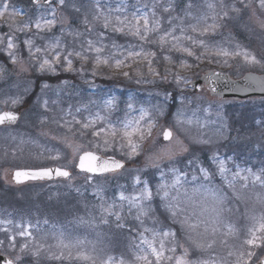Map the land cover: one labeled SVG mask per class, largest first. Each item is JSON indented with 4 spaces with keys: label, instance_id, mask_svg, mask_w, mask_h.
I'll return each instance as SVG.
<instances>
[{
    "label": "rangeland",
    "instance_id": "1",
    "mask_svg": "<svg viewBox=\"0 0 264 264\" xmlns=\"http://www.w3.org/2000/svg\"><path fill=\"white\" fill-rule=\"evenodd\" d=\"M0 1V12L4 13L3 16H0V37H12L15 48L11 51L17 59V63L13 64L11 62V59L7 54L9 50L6 49V39L4 43H0V55L6 56L12 66L11 68H8L6 65H0V69L3 70L0 72V85H5L13 81L16 84L21 83L19 86L28 85L27 87H31L30 90L25 91H16L15 89L16 92H12L11 90L10 94L0 91V95H2L1 97H4L0 111L7 109L17 110L24 105L28 96H32L34 98V105L32 104V106L37 115V118L34 121H31L34 118V115H26L24 120L20 122L19 126L16 127L15 131L13 130L10 135H8V131H1V133H6L5 135L0 133V199L5 198L10 201L17 199L27 200L28 196L26 193L29 190H33V198L40 199L41 202L39 205L45 208L43 211L44 218L38 220L42 225L40 224L38 227L40 230H38L37 238L35 237V234H33L32 227H25L18 223V217L14 208H12L14 219L7 218L6 221H0V226H2L0 240L4 241V245L0 247V252H2V254L6 253L8 256H14V252H17V255H33L36 258H40L39 260L46 259L48 263L54 259L55 262L62 261L65 264H101V262L106 260L109 256L118 259L120 254L123 257L122 252L118 251V247L115 244V233L111 232L108 234L106 230H103L106 223L100 225L92 219L87 220L86 217L88 216L89 211L88 206L86 205L88 202L85 199H81L80 211H76V214L79 212L78 215L80 217L76 232H71L70 230H65L64 232L62 230H57L56 228L62 229V227L58 224L59 221L56 219L52 222L50 221L49 225L45 221L53 214V201L60 199L61 196L63 197V195L59 197V191L61 186H64V183L70 188L74 186H82L83 188H87L88 186L91 187L89 188L90 194L94 200L97 201L96 206L99 208H101V205H103L104 208H107L109 205L113 204L120 207L121 205L119 204L125 203V201L119 199L122 191L116 198L118 200L117 203L119 204L114 202L112 198L108 196V194L111 193V188L115 185L114 183H119L121 181L124 182L125 180L122 179L125 177L127 179L135 178L137 175H141L142 172H152L156 171V169H160L161 173L167 174L172 168H176L180 170V172L183 171V173L187 174L186 176H181L182 186H178L180 189L173 192V196L178 197L182 207L188 208L189 214H191L193 207L196 209L197 214H199L201 208L206 209L204 215L200 217V219L208 221L210 227H212L211 221L215 215L212 209H223L221 213L222 223L220 224V231L223 226L226 227L227 225L234 223L235 229H238L237 234H244L246 239L250 238L249 230L258 228L260 223L264 221V219H262L264 218V190L255 189L252 187V182L249 180L252 176L249 175L248 170L251 169L252 173H254V170L252 168L240 169V175H245L249 178L247 181L241 179L238 183L235 179L232 187L229 186L228 180H232L233 174L229 175L226 172L225 176L227 179L224 177L222 179L220 178L221 175L219 174V171L213 173L209 168H206L210 170L209 173L211 175L209 179H205L202 173L197 177L195 171L188 170V157H190L188 155L194 145L207 143V147L202 148L205 152L210 153L212 157H216L219 154L210 150L212 145L210 146L208 140L211 135L213 142H215V135L219 138V135L221 134V131L216 129L217 121L216 118H213V115L216 114L214 112V109L217 110L216 106L220 107L225 103L220 100H213L207 93L193 95L188 89L190 83L197 79L202 72L199 75L193 73L188 75L181 74L179 76L181 79L179 81L177 80L175 85H170L167 80L157 76L148 78L140 72L136 73L135 76L129 80L117 81L118 86H132L136 91L144 93V95L152 99L146 106H144L147 115L144 120L141 121V125L145 127L147 121L154 123L152 134L142 142L141 148L139 149V155H132L129 157L128 152L130 150L127 147L121 149L119 143L106 148L102 139L92 135L91 128L87 131L94 139L89 138V134L85 136L83 134L79 135L78 133L72 134V130L76 129L79 125L76 124L75 121L86 122L89 120H96V118L91 119V116L95 115V113L100 110V107L103 108L99 98L96 103L95 98H92L93 95L89 96L86 92L87 97L82 96V91L85 90V87H88L93 89L92 91L94 93L98 88H101V82L105 79L109 80L110 77H105L102 66L95 63V52H85L88 56L87 60L80 59L75 55L70 57L72 61L71 69H69L67 62L64 59V55L66 54V51H81V43L85 39L91 37L93 41H97L98 38L96 36V31L101 30L100 26L97 24L96 30L91 34L86 31V26L83 23V20L85 16L91 20L90 15H84L83 17L76 15V0H67L66 7L57 9L56 15L58 23L51 31H41L35 27V22L37 20L43 22V19L52 18L49 7H39L36 9L28 7L27 9H23V7L19 8L18 5L11 3L5 11L2 5L5 2L8 3V1ZM151 1L154 3V0H143L142 2H145L144 4H149ZM172 1L175 3L178 1L179 6H174L173 10L175 11L170 13V15L172 17H180L183 21L181 24V20H174L173 25H180L186 28L185 25L188 24V22L183 19L185 12H182L186 11V8L182 9L184 6L180 7L182 0H170L171 3ZM206 1L210 3L212 0ZM224 2L227 5L235 4L241 9L239 12H230L232 21L228 24L230 28H227L225 31L228 35L232 34V42H228L224 46V49L233 53V55H217V50L208 46L202 47L203 50H206L204 55L208 56L211 62L216 60L215 62L221 66L219 68L222 69V71L231 76L235 75L233 77L237 79L249 72L264 74V10L259 8L257 0H253L251 6L246 9L240 4V0H224ZM113 4H116L113 0H101V6L106 14L111 11L113 17L116 15L121 16V11H116V9H120V7H118L117 4ZM208 10L210 12V18H212L213 10L209 8L203 13L199 12L201 13L199 18L208 15ZM219 11L220 8L217 12ZM159 12L164 17L169 16V13H164L161 10ZM238 16L242 17L244 20L243 24L239 23L240 28L237 26ZM228 20L229 19L226 21ZM26 22L29 24V27L23 28V25ZM163 27L168 28L169 25L165 23ZM62 28L64 31H61ZM238 30H241V33L247 38V41L248 36L251 38V44L242 43V39L235 35V31ZM69 31L83 34L77 38L79 45H75L72 41L71 37L68 35ZM175 34L180 36L181 32L176 30ZM54 37L60 38L62 42L59 49L61 53L60 62L56 63L53 61L51 68L46 66L44 71H40V60L44 58L45 55L47 58L53 59V52L48 51L46 54L41 52L37 54V59H32L29 55V46L25 41L28 39L32 40V51L34 52L36 47L47 49L48 45L53 42ZM184 43L186 44L187 41H184ZM103 44L107 46L104 53H102L104 56L109 45L105 43ZM237 52L240 54L235 55ZM245 52L249 56H255L260 62L253 63L246 61L244 58ZM137 59L139 58H136V60ZM129 61L133 65H137L132 60ZM109 69L111 70V74L128 72L130 70L125 66L118 68L115 64L110 65ZM46 76L59 78L60 83L46 84L47 87L44 86L42 91L40 90L36 92L35 86L37 80ZM119 82H123L124 85L122 83V85L119 84ZM71 87L77 89L75 92L77 94L74 96L69 92V88ZM166 92H168V94H166ZM174 93L178 94V110H176L174 116L168 117L167 115H169V113L166 108L169 106V102ZM12 99H17L18 103L12 104ZM166 100L167 103L165 102ZM5 101L8 102L5 103ZM154 101L157 102L160 107H165V109L150 106L152 103H155ZM45 102H47L46 107ZM250 102L251 101H249V103ZM255 102L262 103L263 111L261 112L263 116L260 120L264 122V101H253V103ZM32 106L30 105L27 111H29ZM204 107H207V109L205 110ZM112 118L114 117L111 115V120ZM67 119H71L73 123H70ZM114 119L115 124L113 126L116 127L119 118L117 117ZM217 120L219 125L223 126L222 114H220ZM64 121L68 123L66 124ZM110 121L107 122L106 119L103 121L97 120L96 128L103 126L107 129L111 124ZM69 128L72 130L69 131ZM165 129H170L174 133V139L170 143H164L162 141ZM249 136L256 137L257 134L256 132H251ZM92 140H95V142L90 144H94V147L88 143V141L93 142ZM185 147L187 148V151H181V149ZM99 148H101L100 152L98 150ZM111 150H116L118 153L123 154L125 157H122L120 160L129 164L126 171L122 174L104 177L102 179L91 177V180L89 181L88 177L90 176L74 172L77 159L82 153L93 152L109 156L108 153L111 152ZM168 150L175 153L171 159H169L167 154ZM242 150H244V148ZM234 155L236 157L241 156L244 160H246L247 157H250V154L242 156L239 153H234ZM230 159L233 160L232 157H230ZM48 160L52 161V163H55L54 165L60 168L71 171L74 177L72 176L69 181L56 182L53 184L30 183L23 186H17L13 183L12 175L15 170L34 169V167L38 168L37 166L39 165H37V163H48ZM235 160L236 162H239V160ZM154 163L159 164V167H154ZM227 169L229 168L227 167ZM193 175L197 177L196 180L192 179ZM182 178L185 179V182ZM218 178H220V181H217ZM245 184H247V187L243 186ZM142 187H140V184L133 182V184L124 189L125 191L126 188H128L129 191L128 196L126 197H131L132 195L137 194ZM197 188L199 191L194 192L193 189ZM75 189L77 190V187H75ZM217 190L227 197L222 205L217 204L213 197V192ZM43 195L46 196V199L42 198ZM51 196L54 198H51ZM112 197H115V195ZM108 198H110V200H107ZM6 205V202L0 200V211L4 210ZM134 212L135 208L132 209L131 213ZM130 214L122 216V221H133L143 232V227H141L140 223ZM150 216L156 218V212L151 213ZM194 216L192 219L196 217ZM109 217L116 218L115 215ZM144 226L153 227L152 220L145 218ZM25 228L32 233L31 237H22L19 235V232ZM202 229L204 230V228ZM52 233L55 234V238H53L54 240L57 236H62L63 238L59 242L51 244V241L46 240L45 237L50 236V234L52 235ZM198 233L203 235H198ZM144 235L151 238L148 233H144ZM9 236L16 237L15 248L9 246ZM197 237L200 240H204V231L197 232ZM207 238L209 239V236ZM180 240L181 243L189 249L190 254V250L194 249L195 245L185 239L183 232L180 234ZM214 240L215 244L213 247L218 243V238ZM140 243L141 237L139 235L138 244ZM23 244H27L28 248L24 252H21L20 249ZM142 247H145L146 249V246L142 245ZM213 247L202 250L206 251L204 255L207 259L210 258V254L215 251V248ZM37 252L38 254L34 255V253ZM180 252H177V255H179ZM81 254L90 256L92 259H84ZM56 257L60 258L57 259ZM192 258H190L189 255V259L193 260ZM25 260L27 259L25 258ZM123 260L125 261V264H134L133 261L130 262L125 259ZM195 260L196 259L193 261ZM257 262L255 264H257Z\"/></svg>",
    "mask_w": 264,
    "mask_h": 264
},
{
    "label": "snow or ice",
    "instance_id": "2",
    "mask_svg": "<svg viewBox=\"0 0 264 264\" xmlns=\"http://www.w3.org/2000/svg\"><path fill=\"white\" fill-rule=\"evenodd\" d=\"M35 3H39L40 0H34ZM46 4L49 6L51 19H43V22L41 20H37L35 22V27L38 30L44 31H51L52 28L55 27V25L58 23L57 19V9L58 8H64L67 6V0H44ZM253 0H240V4L243 6V8H248L251 6ZM258 6L261 10H264V0H257ZM55 5V6H53ZM219 6L220 11H215L216 5L209 3L208 8L213 10L212 15V24H207V16H203L197 19L196 24H191L188 27L191 29L192 32L196 33L199 32L201 36L206 35L209 31H214L217 27L220 26L218 22L226 21L227 19H230V12H239L241 11L240 8H238L235 4L227 5L225 4L224 0H219ZM2 7L6 11L9 7L8 3L5 2ZM74 7V5H73ZM147 8L148 5H145ZM193 7V4L191 0H189V3L187 5L188 9H191ZM157 9H160L164 13H169V16L167 17V24L169 25L168 28L163 27L164 17L160 15L157 11ZM173 10L170 0H154V3L151 7V13H145V14H136L133 13L131 18L128 16L121 17L120 15H116L115 17L112 16L111 11H109L107 14L104 12L100 0H95V13L92 16V19L89 20L87 16L84 17L83 23L86 26V31L91 34L96 30V25L99 24L100 28L102 30L96 31L97 41H93L92 39L88 38L85 39L81 43V51H66V54L64 55V59L67 62L69 69H71L72 61L70 57L75 55L76 57L87 60L88 56L85 54V52H95V63L97 65L104 64L108 65L111 59L115 60L116 67H122L125 66L126 61L132 60L133 62H136V58H140L142 60L147 61L149 72L153 75H158V73L155 72V70L151 67L152 60L156 56V52L151 51L150 49L145 48L146 44H157L161 51L164 49H168L169 51L175 50L180 53H186L188 56L195 55V52L192 50L191 47L187 46L184 41L191 42L192 45H199L201 47H206L204 40H197L195 37L191 35H187V29L180 26V25H173L174 20H181L180 17H172L170 15L171 11ZM75 11L79 12V8H75ZM117 12H120L121 9H116ZM3 12H0V16H3ZM186 16H191L192 13L190 11H186ZM204 20L205 25L200 28L198 25L200 24V21ZM183 21L181 20V24ZM29 27V24L26 22L23 25V28ZM177 27H179V30L181 32L180 36H177L176 30ZM111 30L112 32L121 33L124 35L132 36L136 40L140 41L137 45L130 44L128 46L127 55L124 57V59L115 58V55L110 56H103L102 53H104L105 48L107 47L102 43L103 39L105 38V31L104 30ZM23 30V29H20ZM61 31H64L62 28ZM69 35H72L74 38H78L82 36V33L79 32H71L69 31ZM154 37V38H153ZM5 39L7 41L6 43V49L9 50L7 52L9 58L11 59V62L13 64L17 63L16 56L11 51L15 48V45L13 43V39L11 36L9 37H0V43H4ZM25 43L29 46V55L32 59H37V54L44 52L45 54L48 51L53 52V59L47 58L45 55L44 58H42L39 62V70L44 71L45 67L51 68L53 61L56 63L60 62L61 53L59 51L61 47V40L58 37L53 38V42L48 45L47 49H41L39 47L35 48V51H32V40L28 39L25 41ZM113 48H120L121 46L116 45L114 42L112 44ZM138 49V50H137ZM217 55H223V56H229L233 55V53H230L226 49H218L216 51ZM240 53L237 52L235 55H239ZM123 55V53H121ZM166 60H170V56L164 57ZM199 59V57H197ZM244 58L246 61H250L253 63H259L255 56H249L246 52L244 53ZM130 66V65H128ZM3 70L0 69V72ZM139 71V70H137ZM124 76H128V72L123 73ZM181 78L177 77V80L179 81ZM45 87H47L45 85ZM8 101H5L7 103ZM12 104L18 103L17 99L11 100ZM47 106V102H45V107ZM132 106L129 105V108ZM147 115L146 110H141V116L139 120H129L125 121L123 123L122 128H117L113 125H109V127L106 129L105 127L101 126L99 128H96V122L97 120L103 121L105 118L100 117L97 114L96 120H89L86 122L81 121H75L76 124H79L83 130L92 129V135L94 137H97L99 139H102L104 146L107 148L111 145H115L119 143V146L121 149L127 147L130 151L128 152L129 157L132 155H139V149L141 148L142 142L152 134V129L154 127V123L151 121L146 122V127L141 125V121L144 120L145 116ZM19 117L12 113V112H4L0 114V125L4 124L5 122L8 123H14ZM66 124L68 122H65ZM72 129L69 128V131ZM83 134V133H81ZM173 133L172 131L165 130L163 133L164 140L170 141L172 139ZM135 138V139H134ZM203 142V141H202ZM181 151L186 152L187 148H182ZM168 156L169 159H171L175 153H172L171 150H168ZM87 160V165L84 163V161ZM213 162L218 163V171L219 174L227 179L225 176V173L228 171V169L225 167L224 161L220 160L217 161L216 158H213ZM189 163H192V161H189ZM80 168L82 171H85L87 173H108V172H116L124 167L123 163L121 161H118L114 158H108V159H102L101 157L95 155L94 153L88 152L85 153L84 156L81 157V163ZM154 167H159V164L154 163ZM171 171L174 173V179L171 183H168L166 181H162L157 185L156 193L155 195L160 197L162 206L166 213H168L169 218L171 219L172 225L179 224L180 229H174L171 225L169 226H157L160 224V221L156 219L154 216H150V213L154 212V209L152 208L151 202L153 200V191L149 187L148 183L146 181H141L140 177H136V183L137 184H143V187L141 190L131 197H126L123 193L120 194L119 199L121 201H128L129 213L132 212V209H136L135 214V220L140 223V226L143 227V232H141L139 235L141 237V243L136 245L137 248H140L141 252L144 253L143 255H138L136 257L137 260L142 261L143 264H221V261L208 258L203 259L199 258L195 261L189 259V249L184 246V244L181 243L180 240V233L183 232L185 239L190 241L195 245V248L198 250H206L213 247L215 244V240H209L206 243L204 242H198L193 239L191 236V232L195 231L200 227V224H205L204 234H207L209 232V228L207 226L208 221L200 219L206 211V209L201 208L199 214L196 213V209L193 207L191 214L188 212V208L182 207L181 202L179 201L177 196H173L171 193L173 190L178 191V186H182L181 182V176H186V173L180 172V170L176 168H172ZM199 171L202 173L203 177L205 179L210 178V173L208 169L201 167ZM55 172L56 175L68 178L70 177V173L67 170L62 169H42L39 171H16L14 173V179L17 183L23 182L24 179H44L46 177L50 178L52 173ZM248 173L250 176L253 177V182L259 181L261 184H264V180L261 179L260 175H257L255 173H252L251 169L248 170ZM163 173H161V176L163 177ZM239 177L242 180L247 181L248 176H241L240 172L237 171L233 177L232 180H228V184L230 187L233 186V181ZM89 181L91 180V177H88ZM193 180H196L197 177L193 175ZM244 187H247V184L243 185ZM203 187V186H201ZM194 192L199 191V189H193ZM213 197L215 198L217 204L222 205L224 201L227 199V197L220 193L218 190L213 192ZM115 207V205H109L107 208H104L103 205H101V208L104 212H106L109 216L115 215L116 217V227L118 229L123 228L124 224L121 223L123 217L120 215L119 212H114L112 209ZM212 211L215 213L214 217L212 218L211 224V235L215 236L217 232L220 231V224L221 221V213L223 209L213 208ZM196 216L197 222H192V217ZM182 217V218H181ZM145 218L151 219L153 227H145ZM264 219V218H262ZM105 223H107V219L104 220ZM30 227V225H29ZM228 228L229 233L233 231L231 225L226 226ZM250 238L246 239L244 241L245 244L250 246V250L247 252L240 251L238 254L234 253L232 251H229L228 255L233 256L236 255V261L235 264H250L252 261V258L256 255L255 251L251 250L252 248H259L261 246H264V235H258L257 233H264V222H261L258 228L250 229ZM144 233H150L151 238L148 236H145ZM19 235L22 237H31L32 233L25 228L24 230L19 232ZM198 235H203L199 234ZM15 236H9V246L12 248H15ZM4 245V241L0 240V247ZM146 246L145 247H142ZM28 245L23 244L21 245V252H24L27 250ZM178 249H181L179 255H177ZM170 253V255L166 254ZM37 253H34V255H37ZM83 255V254H81ZM151 257V258H150ZM59 259L60 257H56ZM84 259H92V257L83 255ZM21 259L20 256H17L16 260L19 261ZM4 264H15L12 260H5ZM101 264H125V261L123 258L117 260L116 258L109 256L106 260H103ZM260 264H264V259H261Z\"/></svg>",
    "mask_w": 264,
    "mask_h": 264
},
{
    "label": "trees",
    "instance_id": "3",
    "mask_svg": "<svg viewBox=\"0 0 264 264\" xmlns=\"http://www.w3.org/2000/svg\"><path fill=\"white\" fill-rule=\"evenodd\" d=\"M193 7L191 9L187 8V4L189 3V0H182V6L184 8L188 9L187 11L190 12H195L197 10H200L202 13L207 10L208 8V3L206 0H191ZM213 4L216 5V7H219V1L215 0ZM79 5L82 7L94 5V0H79ZM208 15L207 16V24H212V18H210V12L209 10L207 11ZM232 21V17L228 21H223V22H218L220 24L219 27H217L214 31H209L206 35L201 36L199 32H192L191 29H188L187 35H191L195 37L197 40H204L205 45L209 46L210 44L219 46L223 43L225 38V31L227 28H230L228 24ZM203 22L205 24L204 20H201L200 23ZM239 27V22L238 25ZM240 28V27H239ZM177 31L179 32V27H177ZM239 31V30H238ZM236 31V33H238ZM106 35H108L111 38L115 37V40L118 43H124L125 40L127 39H120L122 36L129 38L130 36L120 34L117 32H105ZM103 43L109 44L110 40L105 39L103 40ZM187 46L191 47L192 49H198L201 48L199 45H192L191 42L187 41ZM152 51L156 52V57H159V60L161 62V71L163 72L164 69H167V73L172 76V78L175 80L176 75L180 71V66L182 64H192L194 68L202 67L203 66V57L198 53L203 52V49H198L196 51V56L191 57V58H186L184 54L177 53L175 50L169 51L167 48L161 51L159 46L157 44H154L151 47ZM165 56H170V60H166L164 57ZM199 57V59L197 58ZM204 60H206L204 58ZM1 62H6L5 58H0V63ZM206 64L205 67L203 68H213L211 64ZM105 73H109V70L107 67H104ZM48 81V83H47ZM59 82L58 78H53V77H43L37 80L36 83V92L41 90V86L43 87L44 84H57ZM108 85V84H107ZM5 89H10L9 85L4 87ZM76 88H70V90L74 91ZM106 89V92H103ZM88 95H90V90L85 89ZM102 92H96L93 95L100 96L103 98V102H107L112 100L113 95H119L123 99H125L128 103L123 107V110L125 111V114L123 116V119L127 121L128 119L131 118L132 114L131 111L134 110V105L136 100H134L131 97H128L126 92H117L113 91L108 85V87H105L102 89ZM83 95H86L85 93L82 92ZM31 101L34 102V98L31 96L29 98V102H27L26 105H32L34 103H31ZM262 103L260 102H247L244 104H231V105H226L222 108L223 114L225 115V121H226V130L229 131V134L224 136H220V141L218 145V155L215 157L217 161H224L225 167L229 168L227 173L230 174H235L237 171L243 168H252L254 170V173L257 175L261 176V179L264 180V122L260 120L263 116L262 112L263 111V106L261 105ZM129 105L132 107L129 108ZM138 106V105H135ZM40 107V106H39ZM113 107L112 105L110 106ZM135 109H139V106L136 107ZM32 110V113H31ZM36 111L32 108H30L29 111H27L26 115H34V118L31 121H34L37 118V115L35 114ZM97 114L100 115H105V113L102 111L99 114V111L95 113V115H92L91 117H97ZM24 116V117H25ZM120 117V115H119ZM70 123H73L71 119H67ZM66 121V120H65ZM64 121V122H65ZM122 121V119H121ZM30 122V121H29ZM35 124V123H34ZM84 130L81 128L80 125L76 127V129L72 130L73 133H83ZM251 132H256L257 136L256 137H251L249 134ZM236 134V135H234ZM91 134L89 135V137ZM92 139V138H91ZM88 143H90L88 141ZM93 147V146H92ZM244 148V150H242ZM234 153H239L242 156L246 154H250V157H247L246 160L243 159V157L238 156L236 157ZM208 153L205 152L204 149L198 150L195 149L192 151L190 157L188 158V161H192V163H189V168L188 170H193L197 174V177L200 175L199 169L201 167L203 168H209L213 173L218 171V163L213 162V158L211 155H207ZM113 155H118L113 154ZM230 157L233 158L230 159ZM239 160V162H236V160ZM250 160V161H249ZM239 165V166H238ZM210 170H208L210 172ZM245 176V175H244ZM141 181H146L148 182L151 187L154 186V180H157L156 174H153V172H142L141 175L139 176ZM220 178L223 179L222 176ZM220 178L217 179V181H220ZM237 183L239 180V177L236 178ZM252 182V187L255 189L259 190H264V185L261 184L259 181L253 182V177L249 179ZM129 181L128 179L124 181L121 186H124L128 184ZM1 188V187H0ZM89 186L87 188H69V186H62L59 191V197L61 196L60 199L54 200L53 204V214L50 215L48 219H46V223L49 225V222L53 221L54 219L59 221V225H61L62 229L56 228L57 230H62L63 232L65 229H70L74 230L75 229V223L78 222L79 220V212L76 214V211H80V203L82 200H86L88 202L87 205H90L93 207V210L97 215L96 220L97 223L104 224V220L107 219V223L103 227V230H106V232L109 234L111 232H114L116 237V246L118 247V251L122 252L123 257L119 254V259L123 258L127 261L134 262V264H143L142 261H139L136 259L138 255H143L144 253L141 252L140 248H137L136 245H138L137 242V236L141 233V229H130L128 230L126 226L124 225L123 228L118 229L116 227V218L111 217L107 218L106 214L102 212V209L98 207V209H95V202L94 198L90 194ZM3 189V188H2ZM117 188L113 186L111 188V193L108 194L109 197L113 199L117 203L116 197L118 195V192L116 190ZM156 193V191H154ZM49 194V193H48ZM26 195L28 196L27 200H9L5 198H1L0 200L3 202H6L7 209L5 211L0 212V221H6L7 218L14 219V214H13V209L15 210V213L18 217V223L20 225H24L32 227L33 233L36 234L38 233V230H40L38 227L41 224L38 220L44 218V213L43 211L45 208L41 207L39 203L41 202L40 199H34L33 198V190H29ZM51 195V194H49ZM115 197H112L114 196ZM42 198L46 199V196L43 195ZM51 198H54L51 196ZM82 199V200H81ZM107 200H110L108 198ZM46 201V200H45ZM13 204V207H12ZM119 204V203H118ZM152 208L154 209V212H156V219L160 221V224L157 225L159 226H169L171 225L174 229H180V225L177 223L175 225H172L171 219L168 216V213L165 212L160 197L154 201L151 202ZM43 208V209H42ZM236 209V208H235ZM126 210H124L125 212ZM117 212H119L121 215L124 214L122 213L121 208H117ZM151 214V213H150ZM91 214H89L88 217H90ZM94 216V215H93ZM131 216L135 217V213H131ZM195 217V216H194ZM192 222L195 223L197 222L196 217L192 219ZM264 222V221H263ZM123 223V221H121ZM124 224V223H123ZM42 225V224H41ZM232 226L233 231L229 233L228 228L223 226L221 228L220 232H217L215 236L211 235V227L208 222L207 226L209 228V232L205 234V239L200 240L198 237L194 235L193 232H191V236L196 240V241H201V242H206L209 240H213L218 238V243L215 245V251L210 254V258L216 259L221 261V264H235L236 261V255L229 256L228 253L229 251H232L234 253H239L240 251L247 252L250 250V246L244 243L246 240V236L244 234H237L238 229H235L234 223L230 224ZM153 226V224H152ZM205 224H200V227L198 228L199 231H204L202 228L205 229ZM53 230V229H52ZM117 233V234H116ZM150 235V233H148ZM181 234V233H180ZM118 235V238H117ZM258 235H264V233H258ZM209 236V239L207 238ZM51 238L52 243L58 242L62 236H57L55 238V234L52 233L49 236ZM113 237V238H114ZM185 237V236H184ZM134 240V241H133ZM54 241V242H53ZM119 245V246H118ZM132 250V252H131ZM251 250L255 251L256 255L252 258V261L250 264H254L256 260H258L260 257L264 255V246H261L259 248H252ZM181 249H178L177 252H180ZM206 251L198 250L196 248L190 250V258L194 259H207L204 255ZM117 255V253H116ZM170 255V254H168ZM128 256V257H126ZM108 258V257H107ZM151 258V257H150ZM40 258H36L33 255L29 256V260L31 261L32 264H56L57 262H54V259H52V263H48L46 259L39 260ZM64 264V263H60Z\"/></svg>",
    "mask_w": 264,
    "mask_h": 264
},
{
    "label": "water",
    "instance_id": "4",
    "mask_svg": "<svg viewBox=\"0 0 264 264\" xmlns=\"http://www.w3.org/2000/svg\"><path fill=\"white\" fill-rule=\"evenodd\" d=\"M34 2V0H33ZM39 3H44V0H40ZM35 3L34 4H39ZM48 5V4H46ZM205 84L208 86L209 91L211 96H216L218 98H221L222 100H247V99H252V98H257V99H264V76H259L255 74H248L246 75L242 80L234 81L231 79L229 76L224 75L222 73L218 72H210L206 74L198 83L193 84L191 87L195 88L197 91L200 90L201 86ZM4 113V112H3ZM13 113V112H12ZM2 114V113H0ZM19 117V114L14 113ZM19 118L14 122V123H8L5 122L4 124L0 125L2 126H13L17 123ZM84 156V154L82 155ZM81 156V157H82ZM101 157L100 155H97ZM81 157L78 161L77 165V170L79 172H84L80 168V163H81ZM102 159H108V158H103ZM84 163L87 165L88 161L85 160ZM123 163V162H122ZM124 167L116 172H108V173H87L91 176H102V175H107V174H114L117 172L122 171L125 168V164L123 163ZM57 169V168H54ZM65 177H61L55 174V172L52 173L51 177L44 178V179H24L23 182L17 183L14 179V182L16 184H24L28 182H37V181H56L58 179H63ZM264 259V258H263ZM8 260L4 257H0V264H4V261ZM260 264V262H259Z\"/></svg>",
    "mask_w": 264,
    "mask_h": 264
}]
</instances>
